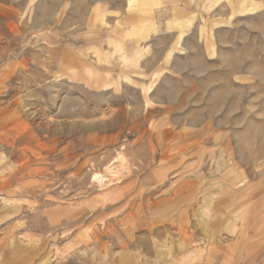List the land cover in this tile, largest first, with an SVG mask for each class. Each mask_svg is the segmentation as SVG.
<instances>
[{
    "label": "rangeland",
    "instance_id": "1",
    "mask_svg": "<svg viewBox=\"0 0 264 264\" xmlns=\"http://www.w3.org/2000/svg\"><path fill=\"white\" fill-rule=\"evenodd\" d=\"M0 120V254L48 238L79 264L115 200L144 193L139 263L177 264L187 211L207 242L185 262L240 264L247 192L264 211V0H0Z\"/></svg>",
    "mask_w": 264,
    "mask_h": 264
},
{
    "label": "crops",
    "instance_id": "2",
    "mask_svg": "<svg viewBox=\"0 0 264 264\" xmlns=\"http://www.w3.org/2000/svg\"><path fill=\"white\" fill-rule=\"evenodd\" d=\"M181 180L182 179H179V180L172 179L164 183L168 185V187L166 188L167 191H171L175 189L176 186L178 187V184L179 182H181ZM189 184H190L189 181L182 182V185H189ZM174 191L177 192V189ZM145 198H146L145 194L143 193L139 198L132 200V201H126V199L115 200V202L112 201L114 202V206H116L115 210L112 212L114 216H112L111 218H107V220L100 219L99 225H96L94 227L93 240L95 241L94 243L95 248L93 252H95L96 255L95 257L93 254L92 256L91 255L86 256L85 257L86 261L84 262L85 264H145L147 262V260H142L139 263V261L137 260L141 254L138 255V258H136L132 254L127 252L129 245L132 244V242H135L136 240V237H135L136 232H138L139 230L147 229L149 228V226L156 223L153 219L149 221L148 218L140 216L143 212H140L139 209H141L143 205L142 207L140 206V208L137 209L136 201L140 199H142L143 201ZM145 208L148 209L151 207L147 205V207ZM182 213L183 211L181 212V214L179 213L170 222V226L174 227L175 224H177L175 220L179 219L182 225L180 227V230H178V233H177V235L179 236V240L176 246L177 248L181 250V252L175 253L174 255L168 257L170 260H172L173 262H176L177 264L183 261L185 262L186 258L190 256L189 254L187 255L185 251L192 248V245L194 242L201 241V240H206L207 242V239H206L207 236L205 237L201 233L196 235L195 232L189 228L188 212L185 211L186 217L182 215ZM117 215H120V216H117ZM102 221L104 223V226H102V223H101ZM201 236L204 239H201ZM137 241L141 243L140 239H138ZM210 244L209 243L204 244L205 246L204 248L209 250V254H208L209 257H208L207 262L212 260L211 259L212 256L219 254L222 249H223L222 251L225 253V257L227 256L228 258V252H227L228 248L226 249V247L221 244H215V246H212ZM154 245L156 246V244ZM96 247H98V249ZM116 250H119L118 252L119 254L115 253ZM98 251L102 254L100 261H97V258H96L97 256L96 252ZM197 251H198L197 255H203L204 253V250L202 248L198 249ZM163 256H164V253L157 252L155 258L161 259V257ZM230 263L232 264L237 263V259H235L234 263L226 261V264H230ZM205 264H208V263H205Z\"/></svg>",
    "mask_w": 264,
    "mask_h": 264
},
{
    "label": "bare ground",
    "instance_id": "3",
    "mask_svg": "<svg viewBox=\"0 0 264 264\" xmlns=\"http://www.w3.org/2000/svg\"><path fill=\"white\" fill-rule=\"evenodd\" d=\"M46 71H47V69H46ZM5 127H6V124H4V121L0 120V132ZM120 158H121V156H120ZM122 158H124V157H122ZM118 161H119L118 166L120 168L124 165V161H123V159H120ZM22 169H20V170H22ZM114 169L108 167L107 168V174H110L111 177L116 176L117 171ZM9 170H8V172H9ZM10 172H11V170H10ZM105 173H103V174H105ZM3 175H5V174H3ZM10 176H11V177H9L10 180H13L16 178V177H14V178L12 177V176H14L13 173H10ZM9 178H7L6 180H8ZM104 179H106V177L104 175L96 174L93 176L92 181L95 182L97 185H101L102 183H105L104 181H106V180H104ZM7 184H8V181H7ZM249 188H250V186L247 187V189H245V192H247ZM4 189L5 188L3 187L1 190H4ZM250 196H251V194L249 192H247L245 195L244 205L242 206V208L240 210V220H241V232H240L241 254L239 257L240 258V264H264V214H263L264 211L261 210L262 207H260L258 205V202H254V201L251 202L250 201ZM49 244L50 243H49L48 238H44L40 241V244H39L38 240H35L32 242L29 241L28 243L24 244L23 246H20L18 244V246H16L17 248H15L13 251L6 252L3 249L2 254H0V257L4 258V261H3V259H2V261L0 259V264H3V263L4 264H55L57 261H55V263H53V260L50 257V250H47ZM82 259L84 261H86L85 256L81 255L79 258L80 263L83 261ZM179 264H186V263L183 261V262H180Z\"/></svg>",
    "mask_w": 264,
    "mask_h": 264
}]
</instances>
